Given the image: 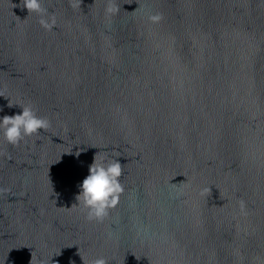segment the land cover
I'll use <instances>...</instances> for the list:
<instances>
[{"label":"water","instance_id":"1","mask_svg":"<svg viewBox=\"0 0 264 264\" xmlns=\"http://www.w3.org/2000/svg\"><path fill=\"white\" fill-rule=\"evenodd\" d=\"M108 3L42 0L48 31L0 0V118L50 121L0 130V264H264V0ZM95 155L122 164L103 222Z\"/></svg>","mask_w":264,"mask_h":264},{"label":"clouds","instance_id":"2","mask_svg":"<svg viewBox=\"0 0 264 264\" xmlns=\"http://www.w3.org/2000/svg\"><path fill=\"white\" fill-rule=\"evenodd\" d=\"M82 0L72 3L70 6L78 7ZM15 6V5H14ZM22 7L28 13L35 12L39 15L38 23L48 31L56 25L54 15L48 16L47 9L42 6V0H22ZM107 14H115L118 7L109 0L105 9ZM149 21L159 23L163 16L161 13L150 14ZM3 96V92H0ZM12 104H9L11 107ZM22 112L14 115H4L0 118V130L3 131L5 140L13 146H18L25 137L38 135L41 130L47 131L50 121L47 117L38 116L36 110L31 105H21ZM79 153H77V156ZM122 175V164L118 159H106L95 155L93 163L89 166V174L79 185L81 191L76 196V200L86 209V218L103 222L109 215V210L115 208L124 192V186L120 181ZM207 191V190H205ZM244 205L241 202V208ZM90 264H107L104 257L95 258Z\"/></svg>","mask_w":264,"mask_h":264}]
</instances>
